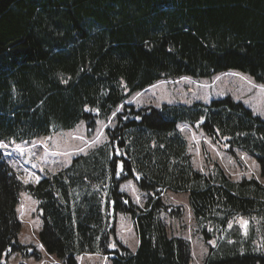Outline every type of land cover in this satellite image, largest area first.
I'll return each mask as SVG.
<instances>
[{
	"label": "trees",
	"instance_id": "obj_1",
	"mask_svg": "<svg viewBox=\"0 0 264 264\" xmlns=\"http://www.w3.org/2000/svg\"><path fill=\"white\" fill-rule=\"evenodd\" d=\"M225 72L264 85V0H0V141L28 144L79 122L89 132L105 123L68 165L33 182L23 183L0 149V264L14 255L18 264H78L84 255L193 264L190 239L169 225L185 210L208 246L202 264H264V183L232 178L202 141L197 163L182 130L197 128L233 157L245 153L263 174L264 118L229 96L133 100L161 82ZM126 180L142 204L120 190ZM22 192L37 204V243L19 241ZM165 192L186 193L185 206L167 203ZM117 214L132 222L134 250L115 237Z\"/></svg>",
	"mask_w": 264,
	"mask_h": 264
},
{
	"label": "rangeland",
	"instance_id": "obj_2",
	"mask_svg": "<svg viewBox=\"0 0 264 264\" xmlns=\"http://www.w3.org/2000/svg\"><path fill=\"white\" fill-rule=\"evenodd\" d=\"M229 96L236 101L241 102L254 115L264 118V85L254 83L249 76L242 73L225 72L216 75L212 79H194L181 78L180 80H169L151 86L150 88L137 94L133 100L137 107L152 105L159 106L161 103H179L189 105L194 102L209 103L212 99ZM105 123L98 120L94 129L89 132L84 122H79L69 129L60 132H53L40 138L42 146L38 143L35 147L28 148L14 143L7 148L6 154L10 164L21 172L19 175L23 183L33 182L36 176L29 171L37 172L35 174H45L46 170L52 171L68 165L72 158L93 144L102 133ZM184 135L189 141L191 147L189 152L200 163L201 151L199 143L202 141L211 154L221 163L225 171L234 179H241L242 176H255L264 183V173H261L260 167L255 161L245 153L237 151L233 157L224 145H214L203 135H197V128H182ZM38 141V140H37ZM8 143V142H7ZM0 143L5 147L8 144ZM5 151L3 147H0ZM31 150L32 152H28ZM15 152L13 155L10 152ZM18 152H24L27 155L34 156L19 158ZM18 157V158H17ZM27 181V182H26ZM120 190L125 192L133 201L142 204L143 193L137 188L132 180L123 181ZM167 203L185 206L186 193H167L163 195ZM35 199L25 193H21L20 203L18 205L19 216L22 222V228L19 234V241L25 244L34 243L36 234L41 227V220L36 212ZM115 221V237L130 250L137 246V237L132 222L129 217L123 214H117ZM169 221V220H167ZM246 220L239 219L238 226L242 231L245 229L241 222ZM169 225L173 228L174 234L185 236L190 239L193 256V264H202L207 255L208 246L203 241L200 234H193L194 223L188 210L184 211L181 219L170 220ZM214 242V240L212 241ZM35 243H37L35 241ZM115 245L112 241L111 245ZM215 244V242H214ZM260 244V242H259ZM213 246V243H210ZM20 256L14 255L8 264H17ZM32 264V262H30ZM105 264L109 262L105 261ZM98 255H84L80 257L78 264H104Z\"/></svg>",
	"mask_w": 264,
	"mask_h": 264
},
{
	"label": "snow or ice",
	"instance_id": "obj_3",
	"mask_svg": "<svg viewBox=\"0 0 264 264\" xmlns=\"http://www.w3.org/2000/svg\"><path fill=\"white\" fill-rule=\"evenodd\" d=\"M121 169H122V166H121ZM117 175H119V173H117ZM247 224H248L247 221H242L241 222V226L245 229V233H246V230H247ZM210 243H213V246H215L214 242L210 241ZM111 247L115 248V245L113 244V245H111Z\"/></svg>",
	"mask_w": 264,
	"mask_h": 264
}]
</instances>
